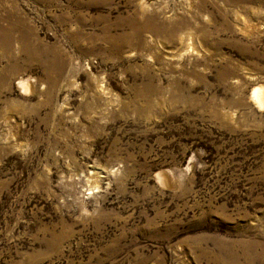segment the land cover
Wrapping results in <instances>:
<instances>
[{"label":"rangeland","instance_id":"1","mask_svg":"<svg viewBox=\"0 0 264 264\" xmlns=\"http://www.w3.org/2000/svg\"><path fill=\"white\" fill-rule=\"evenodd\" d=\"M254 88L264 0H0V264H264Z\"/></svg>","mask_w":264,"mask_h":264},{"label":"bare ground","instance_id":"2","mask_svg":"<svg viewBox=\"0 0 264 264\" xmlns=\"http://www.w3.org/2000/svg\"><path fill=\"white\" fill-rule=\"evenodd\" d=\"M251 98L254 101H256L258 103V105H261V107L264 106V90L263 89L254 88V90L251 93Z\"/></svg>","mask_w":264,"mask_h":264}]
</instances>
